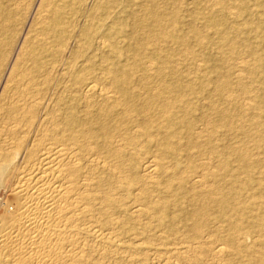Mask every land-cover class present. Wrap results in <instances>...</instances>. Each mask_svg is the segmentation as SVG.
<instances>
[{"label":"rangeland","instance_id":"1","mask_svg":"<svg viewBox=\"0 0 264 264\" xmlns=\"http://www.w3.org/2000/svg\"><path fill=\"white\" fill-rule=\"evenodd\" d=\"M115 2L113 4L110 0H45V2L44 0H0V223L15 210L13 190L20 179L19 176L28 168L31 152L37 153L43 143L64 141L63 133L53 130L54 121L58 117L61 120L72 112L79 118L92 120L102 114L104 107H100V103L103 105L104 98L95 95L90 96V99L84 91L85 84L95 83L99 86L104 82L111 84L109 94L112 93L117 100L121 99V93L112 86L113 79L110 72L114 66L130 71L132 77L128 88L139 97L140 104L147 100L149 93H153L159 87L158 78L160 79L161 76H157V71L161 67L165 69L166 80L187 85L192 90L188 91V95L191 93V101L187 105L192 107L190 115L196 122V132L208 129V133H204L198 141L204 146V150H209L212 140L219 146L218 153L212 155L206 151L204 154L186 148L187 139L181 134L182 127L164 131L158 136L156 131L152 133L158 139L175 135L173 142L179 143V159L184 166L190 160H193L195 166H199L209 159L207 162L212 165V169L205 173L208 174L207 183L210 186L207 185L210 189L219 186V182L225 184L230 178L218 177L224 173L221 170L222 159L218 154L222 152L229 154L232 149L247 152L246 161L237 157L238 153L229 155L231 173L224 174L236 177L235 185L238 188L241 187V182H248L249 189L241 190L242 199L233 202L236 207L248 209L245 213L261 214L262 208L251 204L248 198L260 190L264 192V117L258 126L255 124L258 121L255 118L259 110H264V61L261 65L256 62L257 55H264V0H116ZM152 5L168 14L166 24H151L150 30L155 33L164 30L168 34L169 31H174L177 36L186 38L184 45L166 37L160 42L153 43L152 39L147 37L146 19ZM133 14L143 23L141 29H135ZM215 17H224L223 26L214 27L216 24L211 23L210 20ZM111 34L113 36H110ZM136 35L138 38L135 37ZM87 38H90V41L87 42ZM102 39L109 45V57L105 61L97 52ZM152 67L155 69L148 71ZM147 79L151 81L148 82ZM32 101H36L39 105L35 109L28 110L27 106ZM185 107V104H180L178 109L182 111ZM220 108L234 110L231 111L229 123L236 129L231 134H227V129L222 123L220 124L216 115ZM116 112H122L120 105L116 106ZM156 112L157 110L152 109L150 115L154 116ZM139 113L131 114V119L123 121V125L130 128L138 127V122L143 120ZM14 114L16 116L13 117ZM164 122L161 118L157 119L160 125ZM212 124L216 126L213 136L210 133ZM47 126L52 130H48ZM50 134L52 136L58 134V136L53 138ZM113 138L118 140L121 137L120 134H115ZM145 148L146 154H157L160 149L155 144L146 145ZM110 163L114 165L113 162ZM246 167H249V172ZM139 173L141 175L143 172L139 170ZM187 175L188 173L184 172L185 179ZM156 181L159 192L152 194L154 201L163 197L160 192H165L163 179L158 178ZM179 183L181 185V182H174L175 185ZM183 185L181 191L184 196L175 202L173 198L170 199L172 202L168 210L170 228L168 227L167 231L173 232L167 235V238L157 241L161 237L160 231H163L157 229L158 232L154 231L142 238L141 243H153L154 246L160 245V247L165 244L177 245L192 236L188 228L192 222L183 217L192 213L198 205L205 204L206 200L191 198L199 191L195 189L198 186L194 183L185 180ZM120 194L117 193L120 204L124 208L129 204L132 207L135 201ZM215 197L217 198L218 195ZM209 207V217L212 221L220 208L215 204H210ZM114 218H117L116 221L118 219L124 221L120 215ZM143 223L133 224L125 221L119 232L122 233L125 241L131 243L132 230L142 229L146 224ZM210 226L213 227L214 224ZM230 233L231 231L224 228L217 231L214 237L224 243ZM248 244L251 242L248 241ZM254 249L251 248L250 252L257 251L256 248ZM228 251L223 264H255L254 258L249 253L231 248ZM7 255L10 256L8 253ZM84 257L86 264H118V262L113 263L110 257L97 258L92 251L86 252ZM151 257L149 255L139 257L140 261L135 264H144V262L160 264ZM92 260L95 262L93 263ZM123 263L125 264L119 262V264ZM222 263L216 262V264ZM173 264L187 263L179 260L174 261ZM203 264H215V262L206 256Z\"/></svg>","mask_w":264,"mask_h":264},{"label":"bare ground","instance_id":"2","mask_svg":"<svg viewBox=\"0 0 264 264\" xmlns=\"http://www.w3.org/2000/svg\"><path fill=\"white\" fill-rule=\"evenodd\" d=\"M110 1L113 4L116 3V0ZM167 14L155 5L150 7L146 19L148 25L145 26L148 30L147 37L152 39L153 43L160 42L166 37L184 45L186 38L177 36L174 31H169L168 34L164 30L158 33L150 30L151 24H166ZM132 18L136 22L135 29H141L143 27L141 20L134 14ZM223 20L224 17H215L210 21L216 24L214 27H217L223 26ZM56 26H59V22ZM88 41L90 38H87ZM108 49L109 45L102 39L97 52L103 61L109 57ZM263 61L264 55H257L256 62L261 65ZM153 69L155 68L152 67L148 71ZM164 70L161 67L157 71V76H161L160 79L158 78L159 87L153 93H149V97L147 96V100L142 104L138 102L139 97L128 88L132 77L130 71L119 69L117 66L113 67L110 74L113 79L112 86L121 93L120 100L114 98L112 93L109 94L111 84L105 82L101 86L95 83L85 84L86 95L103 97V105L100 103V107L103 106L105 109L103 108L102 114L94 120L79 118L73 112L61 120L58 117L54 121L53 130L63 133L64 141L43 143L37 153L31 152L28 168L19 176V181L15 182L13 190L15 210L0 223V264H86L84 254L88 251L96 254L97 258L108 259L106 257H110L113 263L118 262V264L119 262L135 264L140 261L139 257L147 255L152 256L160 264H173L174 261L179 260L187 264H203L206 256H209L210 260L216 264V262L225 261L229 248L249 253L254 258L255 264H264V192L260 190L248 198L251 204L262 208V213L258 215L245 213L248 209H240L233 202L242 199L241 190L249 189L248 182H241L242 185L238 188L235 185L236 177L224 174L231 173L229 155L238 153L237 157L246 161L247 152L232 149L229 154L226 152L218 154L222 159L221 170L224 172L218 177L228 176L230 178L225 184L219 182V186L210 189L207 183L208 174L205 173L212 169V165L207 162L209 159L206 162L201 161L203 163L199 166H195L193 160H190L184 166L179 159V143L173 142L175 135L158 139L152 133L156 131L158 136L164 131L182 127L181 134H184L187 139L186 148L204 154L206 151L212 155L218 153L217 143L216 145L211 140L210 149L204 150V146L198 141L204 133H208V129L196 132V122L191 119L190 115L192 107L187 105L191 101V93L188 95V91L192 90L187 85L166 80ZM147 81L151 80L147 79ZM180 104L186 105L182 111L178 109ZM38 105L36 101H32L28 106L26 104L28 110L35 109ZM119 105L122 107V112H116V106ZM152 109L157 110L154 116L150 115ZM231 111L234 110L220 108L216 113L220 124L222 123L227 129V134H231L236 129L229 123ZM138 112L143 119L138 122V127L130 128L123 125V121L131 119V114ZM263 117L264 110L261 109L255 118L258 120L255 123L257 126ZM158 118L163 119L164 124H158ZM212 125L211 136L216 132V126ZM115 134H120L121 138L114 139ZM54 136L52 137L55 138L58 134ZM154 144L159 146V153L146 154L145 146H154ZM245 169L250 171L249 167ZM139 170L143 172V175H140ZM184 172L188 173L186 179L183 176ZM158 178H162L165 182V192H160L163 197L160 196L158 201H154L152 194L159 192L156 183ZM115 179L118 181L115 182ZM185 180L198 186L195 189L199 191L192 195V199L204 198L206 200L205 204L198 205L192 213L185 214L183 217L192 222L188 225L192 236L189 240L177 245L165 244L160 247V245L154 246L153 243H141L142 238L154 231L158 232L157 229L163 230H159L161 237L157 241L167 238V235L173 232L167 231V228H170L168 225V210L172 203L170 199L173 198L175 202L184 196L181 190L184 188ZM174 182H181V185L180 183L175 185ZM117 193L128 199L132 198L135 203H132V207L129 204L124 208L120 204ZM210 204H215L220 208L212 221L209 217ZM116 215L123 217L124 221H118L119 219L116 221L117 218H114ZM125 221L133 224L146 223L142 229L132 230L133 242L131 243L125 241L122 233L119 232L120 227L125 225ZM224 228L231 233L223 243L215 239L214 234ZM248 241L251 244H248ZM251 248H256L257 251L250 252ZM4 254L5 257H3ZM111 259H109L110 262Z\"/></svg>","mask_w":264,"mask_h":264}]
</instances>
